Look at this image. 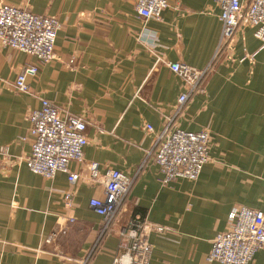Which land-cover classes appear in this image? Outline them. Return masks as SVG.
I'll use <instances>...</instances> for the list:
<instances>
[{"label": "crops", "instance_id": "crops-1", "mask_svg": "<svg viewBox=\"0 0 264 264\" xmlns=\"http://www.w3.org/2000/svg\"><path fill=\"white\" fill-rule=\"evenodd\" d=\"M1 1L55 16L61 29L57 59L46 65L0 45V149L8 147L14 159L31 154L28 114L41 99L90 126L84 164H70L81 175L75 185L65 173L46 179L24 164L0 161V264H83L91 254L86 264H113L129 248L121 232L135 217L168 228L150 234V264H221L206 257L228 230L230 213L242 206L264 211V43L255 29L238 31L232 53L177 119L185 131L211 134L199 179L163 185L159 167L143 162L186 91L165 61L200 70L211 63L223 29L214 0H168L161 21L139 17L137 0ZM28 64L38 65L39 74L28 80L29 94L19 93L12 84ZM89 163L99 165L96 183ZM108 170L133 176L134 185L105 234L90 202L105 197ZM253 264H264V249Z\"/></svg>", "mask_w": 264, "mask_h": 264}, {"label": "built area", "instance_id": "built-area-1", "mask_svg": "<svg viewBox=\"0 0 264 264\" xmlns=\"http://www.w3.org/2000/svg\"><path fill=\"white\" fill-rule=\"evenodd\" d=\"M220 7L222 34L211 63L205 69H196L184 63L165 64L186 84L179 97L175 115L166 117L163 130L155 135L151 150L147 151L144 165L155 163L162 174L161 183L168 185L176 179L195 182L209 162L211 134L208 130L189 132L181 129L177 119L193 95L203 92V86L217 65L226 60L234 50L235 37L243 27H253L255 37L264 43V0H214ZM168 0H137L136 10L144 21H161ZM176 9L179 10V7ZM61 23L55 16L37 15L22 7L0 2V45L35 57L46 65L57 59L55 47ZM253 59V56L250 57ZM160 60V59H159ZM74 60L70 61L73 65ZM39 74L38 65L28 64L12 84L19 93L29 94L30 78ZM40 109L28 114L32 152L24 158L14 159L8 147L0 149V161L17 162L46 179L65 173L71 185L81 180L80 173L72 172L70 164H84V148L88 145L85 118L68 113L46 99H41ZM148 132H154L146 125ZM91 182L100 178L98 163L87 165ZM134 185V177L116 170L105 173V197L93 199L90 206L103 217L105 234L112 229L114 219L127 202ZM65 205L73 206V194L65 195ZM168 228L154 225L140 217L132 218L121 232L129 239L126 253L114 259L113 264H150L153 245L150 234H163ZM103 236V235H102ZM95 247L93 252H96ZM264 249V211L242 206L229 215V228L219 233L207 255L208 262L221 264H253L255 255ZM92 255V254H91ZM91 255L83 261L86 264Z\"/></svg>", "mask_w": 264, "mask_h": 264}, {"label": "rangeland", "instance_id": "rangeland-1", "mask_svg": "<svg viewBox=\"0 0 264 264\" xmlns=\"http://www.w3.org/2000/svg\"><path fill=\"white\" fill-rule=\"evenodd\" d=\"M15 82V81H14Z\"/></svg>", "mask_w": 264, "mask_h": 264}]
</instances>
